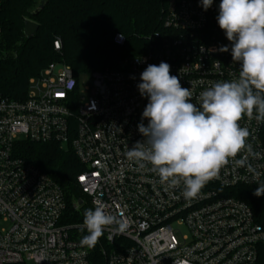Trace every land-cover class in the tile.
<instances>
[{
    "label": "built area",
    "instance_id": "built-area-1",
    "mask_svg": "<svg viewBox=\"0 0 264 264\" xmlns=\"http://www.w3.org/2000/svg\"><path fill=\"white\" fill-rule=\"evenodd\" d=\"M46 1L37 0L36 10ZM219 4L205 11L200 0H168L163 32L118 69L94 72L86 84L54 63L30 80L24 99L0 97V264H92L89 248L63 224L62 188L17 155L22 141L71 148L92 209L103 205L126 222L123 233L112 226L99 239L104 264H257L264 229L233 192L264 183V123L241 119L259 155L246 166L230 161L192 200L183 197V186L168 188L151 165L141 168L126 156L144 140L138 125L148 124L142 120L148 98L137 87L148 65L168 63L197 105L214 83L238 79L240 65L217 22ZM113 42L122 47L126 38L118 33ZM54 47L60 51L61 42Z\"/></svg>",
    "mask_w": 264,
    "mask_h": 264
},
{
    "label": "clouds",
    "instance_id": "clouds-1",
    "mask_svg": "<svg viewBox=\"0 0 264 264\" xmlns=\"http://www.w3.org/2000/svg\"><path fill=\"white\" fill-rule=\"evenodd\" d=\"M213 2L200 0L205 11ZM217 22L231 42L233 62L240 65L238 79L214 83L199 94L197 105L192 102V91L171 75L168 63L148 65L137 86L148 98L142 113L148 124L138 125L144 140L126 152L139 167L151 165L168 188L183 186L182 195L188 200L196 199L230 161L246 166L249 156L259 155L248 142L249 129L241 127L240 121L246 116L264 123V0H220ZM254 195H264V184ZM112 226L120 233L127 228L103 205L87 209L83 228L88 234L81 245L94 248Z\"/></svg>",
    "mask_w": 264,
    "mask_h": 264
},
{
    "label": "trees",
    "instance_id": "trees-1",
    "mask_svg": "<svg viewBox=\"0 0 264 264\" xmlns=\"http://www.w3.org/2000/svg\"><path fill=\"white\" fill-rule=\"evenodd\" d=\"M37 4V0L0 3V97L24 99L30 80L54 63L69 66L78 80L118 69L123 59L145 53L151 39L163 32L168 0H47L38 11ZM28 21L38 25L31 39L24 34ZM118 33L126 38L122 47L113 42ZM55 41L61 42L60 51L55 49ZM16 153L62 188L67 202L63 224L81 240L88 234L83 228L84 213L92 206L79 187L77 177L83 166L73 150L22 141ZM260 185L240 187L233 196L251 207L264 229V195H254ZM80 201L82 205L76 207ZM89 250L92 264H104L98 243ZM257 264H264V244Z\"/></svg>",
    "mask_w": 264,
    "mask_h": 264
},
{
    "label": "water",
    "instance_id": "water-1",
    "mask_svg": "<svg viewBox=\"0 0 264 264\" xmlns=\"http://www.w3.org/2000/svg\"><path fill=\"white\" fill-rule=\"evenodd\" d=\"M44 6V3L41 4V8ZM38 30V25L32 21H28L26 22L25 24V30H24V34H25V37L27 39H31L35 33L37 32ZM82 205V201H80L76 207L78 206H81Z\"/></svg>",
    "mask_w": 264,
    "mask_h": 264
},
{
    "label": "rangeland",
    "instance_id": "rangeland-1",
    "mask_svg": "<svg viewBox=\"0 0 264 264\" xmlns=\"http://www.w3.org/2000/svg\"><path fill=\"white\" fill-rule=\"evenodd\" d=\"M81 80H82V82H84L86 84H90V82H91V75H89V74L88 75H85V76H83L81 78ZM31 91L36 92V93L39 92L37 89H35V87Z\"/></svg>",
    "mask_w": 264,
    "mask_h": 264
}]
</instances>
